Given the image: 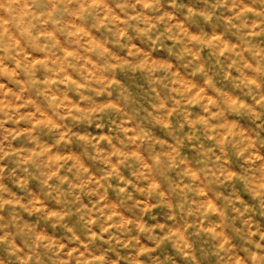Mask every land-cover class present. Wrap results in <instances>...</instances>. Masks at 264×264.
Listing matches in <instances>:
<instances>
[{
    "label": "clouds",
    "instance_id": "1",
    "mask_svg": "<svg viewBox=\"0 0 264 264\" xmlns=\"http://www.w3.org/2000/svg\"><path fill=\"white\" fill-rule=\"evenodd\" d=\"M0 264H264V0H0Z\"/></svg>",
    "mask_w": 264,
    "mask_h": 264
}]
</instances>
